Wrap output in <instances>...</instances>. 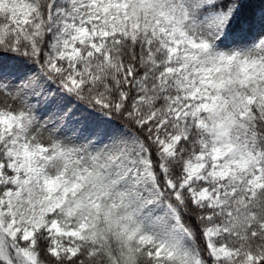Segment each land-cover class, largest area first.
Listing matches in <instances>:
<instances>
[{
  "label": "snow or ice",
  "instance_id": "obj_1",
  "mask_svg": "<svg viewBox=\"0 0 264 264\" xmlns=\"http://www.w3.org/2000/svg\"><path fill=\"white\" fill-rule=\"evenodd\" d=\"M0 264H264V0H0Z\"/></svg>",
  "mask_w": 264,
  "mask_h": 264
}]
</instances>
